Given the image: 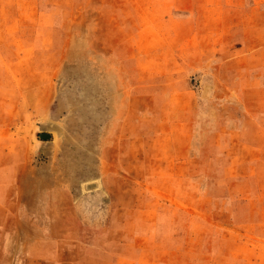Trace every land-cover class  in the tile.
<instances>
[{"label":"rangeland","instance_id":"obj_1","mask_svg":"<svg viewBox=\"0 0 264 264\" xmlns=\"http://www.w3.org/2000/svg\"><path fill=\"white\" fill-rule=\"evenodd\" d=\"M0 264H264V0H0Z\"/></svg>","mask_w":264,"mask_h":264},{"label":"water","instance_id":"obj_2","mask_svg":"<svg viewBox=\"0 0 264 264\" xmlns=\"http://www.w3.org/2000/svg\"><path fill=\"white\" fill-rule=\"evenodd\" d=\"M40 137H41V139H43V140H48V139H50V135H48V134H43V135H41Z\"/></svg>","mask_w":264,"mask_h":264}]
</instances>
